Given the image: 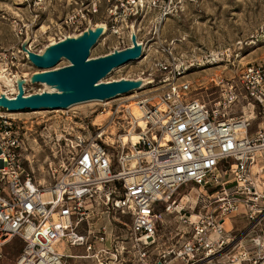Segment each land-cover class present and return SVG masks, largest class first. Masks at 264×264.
Segmentation results:
<instances>
[{"label":"built area","instance_id":"1","mask_svg":"<svg viewBox=\"0 0 264 264\" xmlns=\"http://www.w3.org/2000/svg\"><path fill=\"white\" fill-rule=\"evenodd\" d=\"M95 13L93 3L71 26L84 28ZM23 30L17 29V39L24 38ZM19 45L0 49V90L8 96L17 90L11 92L3 76L15 86L16 72L30 63ZM27 49L32 51L30 45ZM163 51L152 63L156 75H137L153 78L144 89L158 86L136 100L145 126H136L137 120L120 108L123 104L110 111H124V122L114 123V128L138 132L137 142L117 137L108 142L99 127L93 136L78 134L71 140L70 163L65 166L62 160L61 173L48 184L36 183L26 171L20 124L0 109V256L19 237L22 247L15 264H264V228L254 224L237 240L225 228L240 207L250 218L264 216V195L249 178L250 166L264 153V64L247 65L237 77L221 78L223 97L209 106L189 95V81L179 80L192 64L173 56L171 48ZM235 101L244 102L247 111L228 115L222 110ZM253 119L259 122L250 134ZM129 156L138 164L126 169L123 161ZM188 184L198 190V208L186 216L174 194ZM93 203L118 218H130L129 224L119 221L126 226V254L119 252V259L109 248L116 236L106 224L85 233L77 230ZM160 204L168 213H179L188 229L181 231L179 244L153 258L147 248L155 242ZM135 246L136 254L131 251ZM72 247H82L83 253L68 251ZM234 247L238 249L231 253Z\"/></svg>","mask_w":264,"mask_h":264},{"label":"rangeland","instance_id":"2","mask_svg":"<svg viewBox=\"0 0 264 264\" xmlns=\"http://www.w3.org/2000/svg\"><path fill=\"white\" fill-rule=\"evenodd\" d=\"M93 3L97 13L91 15L89 20L92 24L105 23L107 32L91 48L88 59L130 45V25H134L137 40L143 43L146 53L141 60L113 70L103 81L136 77L141 71L156 75L152 63L163 56L164 49L171 48L173 56L192 64L179 78L190 82L189 95L213 106L223 97L224 86L219 83L221 78L226 80L232 76L237 77L247 65L264 64V0H0V49H11L21 44L26 33L31 39L28 45L34 52L40 51L52 41L76 34L87 23L77 31L74 25L71 26L72 21L76 20L79 12L91 7ZM42 26L46 28L45 31L41 30ZM20 27H24L25 31L22 40L15 36ZM67 64L63 60L54 68ZM36 71L30 63L18 69V73L26 78ZM154 87L158 86L133 91L104 102L81 103L66 109L6 112L7 116L20 124L26 145L25 156L28 158L24 161L26 171L36 183L44 185L52 182L61 173V161L64 160L65 166L70 163V151L73 150L71 140L76 135L93 136L99 127V131L104 130L102 138L108 142L120 137L122 133L114 128V123L119 125V122H124L121 120L124 111L114 112L111 116L109 114L105 120L102 115L111 113L120 104H123L121 108L132 101L137 102ZM42 89L43 85L38 83L25 85L26 93ZM243 103L235 101L222 110L228 115H238L241 110L248 109ZM258 122L259 119L251 120L250 134L255 131ZM112 130L114 134L111 135ZM249 178L250 184L264 195V153L257 155L250 166ZM197 197L198 190L194 184L183 185L174 194L176 202L184 206L186 216L197 211H192L195 205L198 208ZM261 200L264 204V198ZM88 208V217L78 224L77 230L85 233L88 228L95 230L106 224L108 230L111 229L116 236L109 248L112 252H118V259L119 252L125 255L122 247L126 226L121 222L129 224V216L118 218L113 212H104V207L96 203ZM157 210L161 212L157 235L155 242L147 248L153 258L163 250L179 244L181 231L186 232L188 229V225L180 223L183 221L179 213H168L163 210V204ZM254 224L264 228V216L250 218L240 207L226 220L225 228L237 240ZM21 247L19 237L10 240L2 249L0 264H15ZM237 249L234 247L231 253ZM68 251L83 253V248L72 247ZM131 251L136 254L137 247ZM122 264L140 262L125 261Z\"/></svg>","mask_w":264,"mask_h":264},{"label":"water","instance_id":"3","mask_svg":"<svg viewBox=\"0 0 264 264\" xmlns=\"http://www.w3.org/2000/svg\"><path fill=\"white\" fill-rule=\"evenodd\" d=\"M91 24L89 20L87 26L78 33L66 35L55 43H48L38 52L27 49L31 39L26 33L20 49L30 64L40 71L32 72L27 78L16 72L17 92L8 96L6 91L1 89L0 109L7 112L66 109L71 105L92 100L104 102L150 86L153 83L151 76L121 77L101 81L113 70L141 60L144 56V45L142 42H137L134 25H130V45L88 59L91 48L106 34V30L102 27L96 24L91 27ZM103 24L106 26L105 23ZM63 60L68 64L54 68ZM28 83L41 84L43 89L26 93L25 85Z\"/></svg>","mask_w":264,"mask_h":264},{"label":"bare ground","instance_id":"4","mask_svg":"<svg viewBox=\"0 0 264 264\" xmlns=\"http://www.w3.org/2000/svg\"><path fill=\"white\" fill-rule=\"evenodd\" d=\"M96 25L102 27L104 30H106L107 32V27L103 24V23H96ZM91 27H94V24H91ZM41 30L42 31H45L46 28L44 26L41 27ZM133 30L136 34V30H135V27H133ZM69 36V35H68ZM137 37V36H136ZM56 41H52L50 43H55ZM138 42V40H137ZM147 47V45H146ZM40 70L36 71V72H39ZM1 77V75H0ZM3 79H4V82L6 84H8V86H10V90L11 92H14L15 91V86L12 84V81L7 77V76H3ZM104 79H102L101 81H103ZM135 97V96H133ZM131 98V97H130ZM99 100H92V101H87L89 104L92 102H97ZM85 102V103H87ZM81 104V103H80ZM97 104V103H96ZM75 105V104H74ZM74 105H71V106H74ZM70 106V107H71ZM69 107V108H70ZM125 110L128 112V114L130 115V117H132V119H136L137 122H138V125L136 126H141V127H144L145 126V122L144 120L141 118V112L139 110V106L137 104V102L135 101H132L130 104H128V106H124ZM56 110V109H55ZM107 113V112H106ZM109 114L111 116V113H107L105 115H102L103 119L105 120V118H109ZM101 126V125H100ZM114 134L113 133V130H112V133L111 135ZM118 138H121V140L123 142H133V144H135V142H137V139L139 138V134L138 132L136 131H133V129H130V131L128 133H122V135H120V137ZM108 139H111V137ZM138 164V161L137 159L134 157V156H129L127 158L124 159L123 161V166L126 168V169H129V168H134L135 166H137ZM263 186H264V182H263ZM194 217V216H193ZM182 224L185 225V223L181 222Z\"/></svg>","mask_w":264,"mask_h":264}]
</instances>
